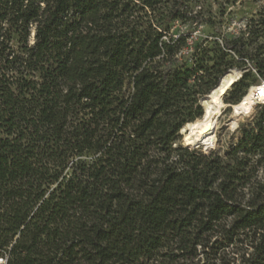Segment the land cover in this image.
I'll list each match as a JSON object with an SVG mask.
<instances>
[{"label": "trees", "instance_id": "trees-1", "mask_svg": "<svg viewBox=\"0 0 264 264\" xmlns=\"http://www.w3.org/2000/svg\"><path fill=\"white\" fill-rule=\"evenodd\" d=\"M204 1L0 0L5 264H264V104L223 154L181 134L264 82V0L231 35Z\"/></svg>", "mask_w": 264, "mask_h": 264}, {"label": "rangeland", "instance_id": "rangeland-1", "mask_svg": "<svg viewBox=\"0 0 264 264\" xmlns=\"http://www.w3.org/2000/svg\"><path fill=\"white\" fill-rule=\"evenodd\" d=\"M204 5V17L206 19L222 22L218 29L228 35L239 34V31L244 28L247 21L255 16L261 9V5L256 3L254 0H229V2L227 0H206L204 1ZM216 31V29L205 26L200 28V31H197L194 35L196 37H205ZM172 32L176 34L175 29H173ZM234 77L236 80H239L241 72L234 70ZM228 92L231 94L233 89H230ZM255 108L257 111L252 117L236 116L234 115L232 109H224V114L220 119V124L217 130L218 147L214 150V153L223 154L229 147L237 143L239 137L241 136V130L243 127L252 123L254 118L257 116L260 107L256 104ZM229 122L233 124V129L229 128ZM237 128L238 130L234 132V129ZM182 137L183 140H185V133H183ZM196 149L197 151L206 153L202 148ZM230 257L231 255H228V258Z\"/></svg>", "mask_w": 264, "mask_h": 264}, {"label": "bare ground", "instance_id": "bare-ground-1", "mask_svg": "<svg viewBox=\"0 0 264 264\" xmlns=\"http://www.w3.org/2000/svg\"><path fill=\"white\" fill-rule=\"evenodd\" d=\"M236 81L234 70H230L221 78L212 92L208 94V98L203 102L205 116L193 123H189L185 126L186 129L182 131L185 133V140L182 141L185 148L213 147L218 140L217 130L220 119L224 114V109H232L236 116L252 117L256 110L255 105L258 102H264L263 82L248 88L247 93L238 103L227 104L224 96L230 91Z\"/></svg>", "mask_w": 264, "mask_h": 264}, {"label": "water", "instance_id": "water-1", "mask_svg": "<svg viewBox=\"0 0 264 264\" xmlns=\"http://www.w3.org/2000/svg\"><path fill=\"white\" fill-rule=\"evenodd\" d=\"M208 96H209V95H206V96L202 99V101H201V102H202V105H203L204 100H205L206 98H208ZM203 107H204V106H203ZM232 107H233V106H232ZM204 116H205V110H204ZM204 116H203V117H204ZM184 129H186V127H185ZM184 129H183V130H184ZM183 130H182V131H183ZM181 134L183 135V132H181Z\"/></svg>", "mask_w": 264, "mask_h": 264}, {"label": "built area", "instance_id": "built-area-1", "mask_svg": "<svg viewBox=\"0 0 264 264\" xmlns=\"http://www.w3.org/2000/svg\"><path fill=\"white\" fill-rule=\"evenodd\" d=\"M264 84V83H263ZM257 104H264V102H258ZM0 264H5V260H3V259H0Z\"/></svg>", "mask_w": 264, "mask_h": 264}]
</instances>
